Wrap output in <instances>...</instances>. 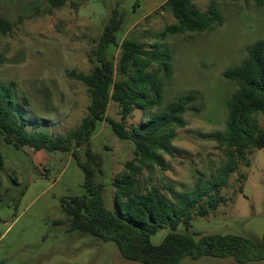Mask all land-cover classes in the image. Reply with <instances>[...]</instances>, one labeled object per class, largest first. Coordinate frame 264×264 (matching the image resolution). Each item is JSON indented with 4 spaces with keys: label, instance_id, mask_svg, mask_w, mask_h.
<instances>
[{
    "label": "rangeland",
    "instance_id": "obj_1",
    "mask_svg": "<svg viewBox=\"0 0 264 264\" xmlns=\"http://www.w3.org/2000/svg\"><path fill=\"white\" fill-rule=\"evenodd\" d=\"M51 1L0 0V15L13 24L8 35H0V85L14 84L16 112L29 122L27 129L57 138L79 127L91 98L73 73L92 71L97 43L117 7L124 17L117 33L121 42L135 39L148 51L171 55V77L158 72L163 83L162 107L188 94L195 96L183 115L186 125L174 128L169 152L160 153L159 163L141 167L139 186L156 188L172 200L178 192L193 189L200 179L218 177L229 157L216 136L225 130L227 102L237 89L224 72L240 65L248 49L264 40V0L261 4L256 0H193L204 12L214 10L222 24L204 33L164 39L156 34L176 23L165 0H65L59 6ZM121 51L120 47L114 51L116 79L120 78ZM158 69L153 64L149 73ZM157 113L158 108L135 109L126 121L127 129L143 127ZM108 116L121 119L113 103ZM91 147L103 160L97 182L113 206V180L133 160L134 147L118 139L106 122L99 124ZM0 153V264H142L124 259L114 242L68 232L67 225L55 224L65 218L63 198L87 193L84 173L72 152L17 150L0 136ZM215 196L223 202L207 217L195 218L193 230L260 240L264 234V150H251L237 160L227 186ZM167 233V228L160 229L151 237L152 243L159 244ZM179 264L238 263L232 257L204 256L185 257Z\"/></svg>",
    "mask_w": 264,
    "mask_h": 264
},
{
    "label": "trees",
    "instance_id": "obj_2",
    "mask_svg": "<svg viewBox=\"0 0 264 264\" xmlns=\"http://www.w3.org/2000/svg\"><path fill=\"white\" fill-rule=\"evenodd\" d=\"M51 2L59 6L65 0ZM256 2L261 4L262 0ZM165 7L176 23L157 33L158 39L186 32L204 33L222 24L214 10L204 12L193 0H167ZM123 18L117 7L112 10L92 58V71L73 73L88 88L91 101L79 127L65 137L52 138L46 131H29V122L16 112L14 84L0 85V136L4 144L17 150L30 147L35 151L72 152L84 173L83 186L87 193L63 198L65 218L55 224L67 225L68 232L114 242L126 260L142 264H179L185 257L197 260L211 256L232 257L238 264L264 261V234L260 240H253L236 234H203L193 230L195 218L207 217L223 202L215 195L227 186L237 160L246 158L251 150H264V40L248 49L240 65L224 72L225 78L237 88L227 102L225 130L216 136L219 145L227 151V165L219 170L218 177L200 179L193 189L178 192L171 200L156 188L142 189L138 174L143 165L159 163L160 153L169 152L174 128L186 125L183 115L195 96L188 94L162 107L163 83L158 79V72L165 71L166 77H171V55L167 51L164 54L158 50L148 51L135 39L121 42L117 33ZM12 29L13 24L0 15V35L6 36ZM119 47L122 50L118 61L120 78L116 79L114 51ZM156 48H160L159 43ZM153 64H158L159 69L150 74ZM112 103L118 108L120 120L108 116ZM155 108L159 113L143 127L127 129L126 121L135 109L152 111ZM104 122L118 139L134 147L133 160L127 162L126 170L113 180V206L104 196L103 185L97 182L98 174L103 173V160L91 147L92 137ZM81 149H84L83 154ZM134 162L140 165L134 166ZM163 228H167L168 233L159 244H153L151 237Z\"/></svg>",
    "mask_w": 264,
    "mask_h": 264
},
{
    "label": "crops",
    "instance_id": "obj_3",
    "mask_svg": "<svg viewBox=\"0 0 264 264\" xmlns=\"http://www.w3.org/2000/svg\"><path fill=\"white\" fill-rule=\"evenodd\" d=\"M165 1H167V0H165Z\"/></svg>",
    "mask_w": 264,
    "mask_h": 264
}]
</instances>
